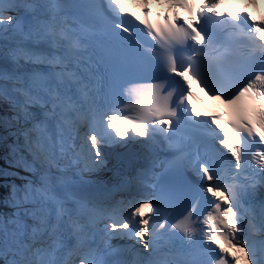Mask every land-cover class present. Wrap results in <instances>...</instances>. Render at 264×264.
Wrapping results in <instances>:
<instances>
[{
    "label": "snow or ice",
    "instance_id": "obj_1",
    "mask_svg": "<svg viewBox=\"0 0 264 264\" xmlns=\"http://www.w3.org/2000/svg\"><path fill=\"white\" fill-rule=\"evenodd\" d=\"M163 2L0 0V264H264V18Z\"/></svg>",
    "mask_w": 264,
    "mask_h": 264
},
{
    "label": "bare ground",
    "instance_id": "obj_2",
    "mask_svg": "<svg viewBox=\"0 0 264 264\" xmlns=\"http://www.w3.org/2000/svg\"><path fill=\"white\" fill-rule=\"evenodd\" d=\"M262 8H263V10H264V0H263V2H262ZM14 170V169H13ZM137 199H139V197L137 198ZM233 243H235V241L233 242ZM232 248H230V250H231ZM229 250V251H230Z\"/></svg>",
    "mask_w": 264,
    "mask_h": 264
},
{
    "label": "rangeland",
    "instance_id": "obj_3",
    "mask_svg": "<svg viewBox=\"0 0 264 264\" xmlns=\"http://www.w3.org/2000/svg\"><path fill=\"white\" fill-rule=\"evenodd\" d=\"M233 254H235V253H233ZM235 256V255H234Z\"/></svg>",
    "mask_w": 264,
    "mask_h": 264
}]
</instances>
